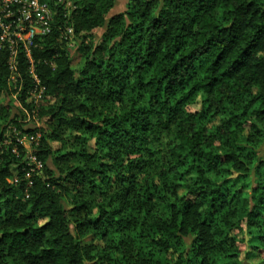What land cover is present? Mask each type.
<instances>
[{"label": "trees", "instance_id": "16d2710c", "mask_svg": "<svg viewBox=\"0 0 264 264\" xmlns=\"http://www.w3.org/2000/svg\"><path fill=\"white\" fill-rule=\"evenodd\" d=\"M115 2L111 0L110 11ZM241 9L245 22L240 21ZM77 11L74 8L72 15ZM125 14L132 15L127 6L110 18L119 16L122 22ZM129 28L133 44L143 43V34H150L142 56L129 45L115 67L107 65L115 73L113 79L124 81L108 90L114 99L105 105L118 119L108 120L101 112L90 122L95 127L84 130L96 144L101 137L111 144L122 133L134 145V166L120 178L126 190L119 192L122 199H105L99 214L74 221L75 229L91 238L86 247L99 254L100 261H105L106 251L111 253L106 264H128L131 253L135 264H245L255 258L253 252L264 253V0H193L190 19L184 23H173L166 15L152 16L146 23L141 13ZM96 31L100 29L81 32L84 42ZM101 46L95 43L97 51ZM8 55V50L3 53L4 67ZM16 58L27 60L22 50ZM104 64L95 61L97 68ZM11 107L0 104V109ZM6 133L5 125L0 142ZM32 134V129H23V136ZM104 167L97 160L92 171ZM0 171L8 174L7 167ZM4 203L7 207L13 201ZM84 208L77 203L70 211L80 215L78 209ZM31 218L28 212L26 220ZM29 230L19 227L15 234ZM54 252L47 247L30 255ZM55 259L56 264L88 261L79 252L70 257L56 253Z\"/></svg>", "mask_w": 264, "mask_h": 264}, {"label": "clouds", "instance_id": "9594fccd", "mask_svg": "<svg viewBox=\"0 0 264 264\" xmlns=\"http://www.w3.org/2000/svg\"><path fill=\"white\" fill-rule=\"evenodd\" d=\"M126 2L127 13L132 15L125 14L121 22L119 16H108L111 0H0V30L4 33L0 35V104L12 105L10 109H0V133H4L7 126V133L0 142V170L8 169L7 175L0 171V234L13 232L10 236L0 235V264H56V253L70 257L73 252H79L81 258L87 256V264H106L111 254L106 251L105 261H100L99 254L86 247L90 241L75 229L73 222L79 223L89 214L98 215L105 199H122L119 192L125 189L120 178L134 166V145L122 133H118L111 144L103 137L101 143L96 144L92 133L84 129L92 126L90 122L101 112L108 120L118 119V114L109 112L105 105L114 99L108 90L118 81L123 86L124 81L119 77L113 79L115 73L107 65L115 67L116 58L124 55L129 45L130 51L142 56L150 34H143V43L133 44L135 38L129 25L138 22L141 13L146 23H151L152 16L161 15H166L173 23H184L190 19L193 7V0ZM74 8L78 10L75 16L72 15ZM33 13L39 15L38 20L28 19ZM242 13L243 9L240 21L245 22ZM10 17L15 19L9 20ZM25 20L33 26V32L39 28L44 39L35 43L29 40L25 45L35 57L26 53L27 60H17L15 51L19 50V42L11 38L16 35L14 26L22 30ZM97 28L104 34L103 39L95 37L102 45L99 51L93 39L84 42L81 35ZM8 48L14 53L4 67L2 56ZM77 48L80 51H76ZM48 49L57 51L53 53ZM260 57L264 61V52ZM97 60L105 62L102 69L96 67ZM87 61L93 63L86 67ZM82 69L85 70L82 72ZM96 126L103 129L104 124L97 122ZM25 128L32 129L34 134L23 137ZM13 139L19 143L13 144ZM21 143L31 145L28 153L21 150ZM105 144L108 146L103 147ZM61 152L67 155L57 159ZM97 160L105 167L93 172ZM20 164L25 168L21 169ZM75 169L84 172L81 174ZM22 172L25 174L21 175ZM69 172L73 175L68 176ZM6 188L15 191L5 193ZM9 199L13 203L6 207L4 202ZM77 203L85 204L83 210L78 209L80 215L70 211ZM28 212L32 213L31 220H26ZM44 225L48 227L45 229ZM19 227L30 230L17 235ZM33 228L40 231L33 232ZM245 246L247 251H252L247 248V242ZM47 247H53L55 252L30 255ZM125 256L129 257V253L125 252ZM253 256L255 258L246 260L245 264H264V253L256 256L253 252ZM128 264H135V253H131Z\"/></svg>", "mask_w": 264, "mask_h": 264}, {"label": "built area", "instance_id": "2783aa9c", "mask_svg": "<svg viewBox=\"0 0 264 264\" xmlns=\"http://www.w3.org/2000/svg\"><path fill=\"white\" fill-rule=\"evenodd\" d=\"M14 19L15 17L9 18V20H14ZM28 19L38 20L39 15L36 13H33L29 16ZM14 30L16 32V35L13 36L11 39L19 42V50H22L24 52V56L26 57V59H28V55H26V53L31 55V51L28 48H26L25 45L28 43L29 40L35 42L37 38L43 37L42 31L39 28H37V30L33 32V26L28 24V20H25L24 27L22 30L20 28H16L15 26H14ZM9 31H12V29H10ZM3 34H4L3 30H0V35H3ZM19 50L15 51L16 57H17ZM8 52H9V55H8V63H9L13 56L14 50L12 48H8ZM23 137H29V136H23ZM21 145H24V144L21 143Z\"/></svg>", "mask_w": 264, "mask_h": 264}, {"label": "rangeland", "instance_id": "374dc122", "mask_svg": "<svg viewBox=\"0 0 264 264\" xmlns=\"http://www.w3.org/2000/svg\"><path fill=\"white\" fill-rule=\"evenodd\" d=\"M126 6H127V2H126V0H116V2H115V5H114V7H113V9L110 11V13L108 14V16L109 17H111V16H114V15H117V14H121V13H123L125 10H126ZM102 35V31L100 30V31H96L95 33H93L88 39H87V41L89 40V39H93V42L94 43H96V41H95V37H97V36H101ZM18 99V98H17ZM37 127H40V125L39 124H37ZM27 129H29V128H25L24 130H27ZM24 147H25V149H27V151H29V149H30V147H31V145H23ZM57 150H59V149H57ZM88 238V240L90 241V243H91V238L90 237H87ZM89 243V244H90ZM93 244H95V242L93 243Z\"/></svg>", "mask_w": 264, "mask_h": 264}]
</instances>
